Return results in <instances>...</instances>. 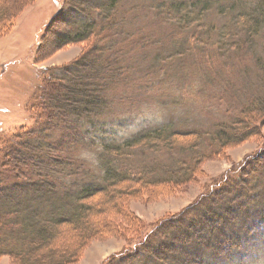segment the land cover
I'll use <instances>...</instances> for the list:
<instances>
[{
    "label": "trees",
    "instance_id": "obj_1",
    "mask_svg": "<svg viewBox=\"0 0 264 264\" xmlns=\"http://www.w3.org/2000/svg\"><path fill=\"white\" fill-rule=\"evenodd\" d=\"M151 1L154 21L173 25V31L180 33L179 38L172 39V35L170 43L179 44L182 52L166 57L157 54L164 62L181 57L184 50L201 48L205 60L218 53L224 65H232L239 56L248 60L264 29L263 2ZM121 6L122 0H64L42 35L37 57L48 45L60 48L82 43L84 48L72 62L43 69L42 82L29 103L35 126L21 127L0 143V259L8 256L11 264L78 263L93 240L118 228L135 227L136 222L131 226L126 218L134 214L125 203L134 197L132 185L183 186L196 177L208 154L258 136L264 129V61L260 58L249 92L233 89V99L241 98L229 120L205 128L180 127L172 119L120 142L102 141L94 170L93 161L75 151L85 145L83 126L134 114V109L122 106L127 97L118 88L120 82L129 81L124 75L130 66L120 60L118 52L114 57L105 53L126 34L121 27ZM15 10L0 7V37L10 33L21 14ZM210 14L228 19L215 24L208 20ZM146 39L141 42L144 46ZM230 52L235 57L228 62ZM214 65L207 64L218 73ZM205 142L208 147L199 150ZM121 201L126 205L121 206ZM108 203L124 217L120 221L109 218L105 224L101 220L99 227L91 216ZM135 220H139L137 215ZM66 236L73 240L61 247L58 240ZM262 246L264 149L101 264H248Z\"/></svg>",
    "mask_w": 264,
    "mask_h": 264
},
{
    "label": "rangeland",
    "instance_id": "obj_2",
    "mask_svg": "<svg viewBox=\"0 0 264 264\" xmlns=\"http://www.w3.org/2000/svg\"><path fill=\"white\" fill-rule=\"evenodd\" d=\"M234 1L239 5L264 3V0L219 2L232 4ZM151 3V0H122L121 27L126 29L124 33L127 35H120L116 44L113 42L114 49L105 53L114 57L118 52L120 60L130 66L127 75L123 74L129 81L126 84L120 82L121 86L118 88L127 97L122 106L134 109V114L132 117L113 118L105 121L106 123L83 126L85 145H78L75 151L80 157L93 161L94 170H97L96 150L102 141L120 142L139 131L172 119L180 127L205 128L212 127L215 121L229 120L231 114L237 112L238 100L241 98L239 95L238 100L233 99V89L243 88L248 93L259 70L256 62L260 58L264 61V29L257 37V45L250 59L245 60L239 56L232 65H224L218 53L205 60L202 48L195 52H188L186 48L187 51L184 50L183 55L176 60L160 61L156 58L157 54L166 57L170 52H182L183 48L179 44L171 46L172 35V39H175L180 37V33L173 31V25L154 21ZM63 4L64 0H0V7L8 5L17 9L16 13H21L14 21L10 33L0 37V143L5 135L21 127L35 126L30 116L29 103L42 82L43 69L72 62L84 48L82 43L60 48L48 45L44 53L37 57L42 35L55 15L62 10ZM227 19L218 14H210L208 18L215 24ZM144 38H147V46L141 44ZM228 57L229 62L235 56L230 52ZM208 63L215 64L214 68L218 73H213L207 66ZM136 78L137 82H134ZM230 80L234 84H229ZM91 141L97 143L98 147L91 146ZM201 147L199 150L203 151V147L208 145L205 142ZM262 149L264 129L258 136H249L237 144L217 150L215 154H208V159L202 162L196 177L183 186L163 183L132 185L134 197L130 196L125 200L127 205L124 201L120 203L121 206L130 208V213H134L126 218L131 221V226L136 222L135 227L123 226L122 229L118 228V232L93 240L86 247L82 259L75 264H101L111 254L136 242L159 219L184 209L202 192L212 189L229 171L239 170ZM102 197L105 199L107 196ZM135 214L138 221L135 220ZM91 217L93 223L100 227L101 220L105 224L109 218L120 221L124 216L116 213V209L108 203ZM72 240L73 236L62 237L57 244L62 247ZM260 248L261 252L248 264H264V246ZM0 264H11L10 258L3 256Z\"/></svg>",
    "mask_w": 264,
    "mask_h": 264
}]
</instances>
